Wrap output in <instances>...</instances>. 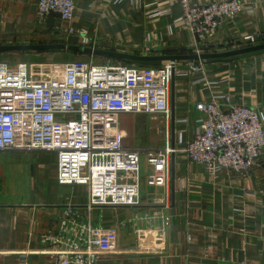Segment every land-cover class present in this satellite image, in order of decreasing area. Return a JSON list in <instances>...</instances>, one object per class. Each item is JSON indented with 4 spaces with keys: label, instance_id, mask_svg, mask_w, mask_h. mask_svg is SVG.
<instances>
[{
    "label": "crops",
    "instance_id": "0c3cea01",
    "mask_svg": "<svg viewBox=\"0 0 264 264\" xmlns=\"http://www.w3.org/2000/svg\"><path fill=\"white\" fill-rule=\"evenodd\" d=\"M238 1L243 12L197 44L196 36L180 22L178 0H75L70 23L53 14L40 23L36 18L39 0H0V46L65 44L135 56H188L200 54L204 45L221 53L264 35V0ZM68 28L73 34L66 32ZM85 40L88 45H83ZM219 46L225 49L218 50ZM67 52H0V62L56 66L61 63L58 53ZM76 54L86 60L68 62L135 67L164 63ZM177 63L168 116L120 114L118 118L125 147L143 151L169 145L175 150L165 219L154 226L144 220L162 188L146 186L149 168L142 155L141 205L91 211L93 225L103 231L95 264H264V149L247 179L231 171L208 174L181 151L199 130L202 116L195 109L197 103L225 107L229 101L252 108L264 119V51ZM191 64L199 69L191 72ZM56 162V155L49 153H0V264H54L43 236L56 228L67 207L86 218V189L59 185ZM134 222L150 235L164 223L162 244L136 236Z\"/></svg>",
    "mask_w": 264,
    "mask_h": 264
},
{
    "label": "built area",
    "instance_id": "2783aa9c",
    "mask_svg": "<svg viewBox=\"0 0 264 264\" xmlns=\"http://www.w3.org/2000/svg\"><path fill=\"white\" fill-rule=\"evenodd\" d=\"M178 1L180 22L200 44L243 12L238 0ZM74 2L39 0L36 18L42 23L50 14H58L70 23ZM66 32L73 34L71 28ZM52 66L0 62V153L55 154L58 184L86 189V218L67 207L42 242L49 245L47 254L54 264H95L103 231L93 225L91 211L141 205L142 155L149 168L146 186L162 188L144 220L154 226L165 219L163 210L170 205V159L175 150L169 145L143 151L125 147L118 118L120 114L168 116L170 85L178 63L135 67L72 61ZM198 69L193 64L189 67L191 72ZM225 105L195 104L202 116L199 130L181 151L208 174L231 171L247 179L264 149V119L252 108L229 101ZM164 225L153 229L152 235L145 234L136 222L132 229L136 236L162 244Z\"/></svg>",
    "mask_w": 264,
    "mask_h": 264
},
{
    "label": "water",
    "instance_id": "95a60500",
    "mask_svg": "<svg viewBox=\"0 0 264 264\" xmlns=\"http://www.w3.org/2000/svg\"><path fill=\"white\" fill-rule=\"evenodd\" d=\"M58 20L60 16L58 14H53ZM197 44L200 41L196 37ZM237 49H233L226 52L215 53L214 46H200V54H193L188 56H135L129 54H122L121 52H108L103 50H98L89 47L81 46H67L65 44H43V45H21V46H0V52H76L87 54L91 56H101L108 59H118L128 62L136 63H152V62H197L206 60H222L226 58H232L237 56H242L251 53H257L264 51V35L248 40L244 46L240 44L237 45ZM241 46V47H240ZM218 50L225 49L224 46H219ZM118 51H122V48H117ZM193 51V50H192ZM174 120L171 121L173 124ZM173 129V128H172ZM173 131V130H172Z\"/></svg>",
    "mask_w": 264,
    "mask_h": 264
},
{
    "label": "rangeland",
    "instance_id": "374dc122",
    "mask_svg": "<svg viewBox=\"0 0 264 264\" xmlns=\"http://www.w3.org/2000/svg\"><path fill=\"white\" fill-rule=\"evenodd\" d=\"M57 54V53H56ZM58 58H60L61 63L53 65L52 67H61L62 65L66 64L68 60H86L85 57L81 55H77L76 53L67 52V53H58ZM82 58V59H80ZM54 68H52L53 70Z\"/></svg>",
    "mask_w": 264,
    "mask_h": 264
},
{
    "label": "trees",
    "instance_id": "16d2710c",
    "mask_svg": "<svg viewBox=\"0 0 264 264\" xmlns=\"http://www.w3.org/2000/svg\"><path fill=\"white\" fill-rule=\"evenodd\" d=\"M75 53V52H74ZM81 54V53H80ZM127 64H129V63H127ZM144 66H146V67H148L149 65H144ZM152 67V66H151Z\"/></svg>",
    "mask_w": 264,
    "mask_h": 264
}]
</instances>
